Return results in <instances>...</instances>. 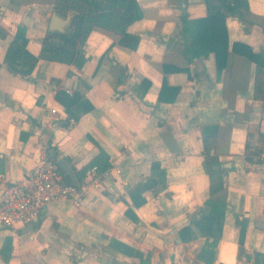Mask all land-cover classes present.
<instances>
[{"label":"crops","instance_id":"0c3cea01","mask_svg":"<svg viewBox=\"0 0 264 264\" xmlns=\"http://www.w3.org/2000/svg\"><path fill=\"white\" fill-rule=\"evenodd\" d=\"M54 2L0 0V188L51 151L72 172L101 149L111 166L97 183L84 177L76 202L47 204L29 230L0 222V264H254L238 246L264 254V159L255 157L264 150V0H247L242 18H225L221 71L213 52L191 59L183 52L180 17L205 16L204 0H137L142 16L127 27L139 35L136 48L95 27L81 67L38 59L28 77L12 72L5 55L17 28L25 27V49L37 56ZM260 62L263 87L255 90ZM73 92L82 99L71 102ZM208 125L217 126L214 153L226 168L215 247L192 222L210 210L202 167Z\"/></svg>","mask_w":264,"mask_h":264},{"label":"trees","instance_id":"16d2710c","mask_svg":"<svg viewBox=\"0 0 264 264\" xmlns=\"http://www.w3.org/2000/svg\"><path fill=\"white\" fill-rule=\"evenodd\" d=\"M204 2L207 9L205 16L190 18L187 14H183L180 17V33L187 41L183 52L188 59L205 56L213 52L217 68L221 71L229 49L225 18L228 15H236L242 18L244 12L248 10L247 0H204ZM53 10L63 17H69L66 31L46 30L42 37L40 53L36 56L25 49V27L19 26L5 55V62L12 72L28 77L38 59L74 64L81 67L88 58L84 46L85 40L90 31L95 27L119 35V44L129 49L136 48L139 41V35L131 34L127 31L128 25L142 16V11L137 0H55ZM231 49L238 51L235 44L231 45ZM260 63V68L257 69L255 90L258 87L261 89L263 87V81L260 76L263 62ZM163 67L165 70H168L166 64H163ZM126 72L127 68L121 70V77ZM118 81H121L120 76ZM140 86L142 89L139 93L143 95L149 87V81L142 78ZM163 86L164 83L162 84ZM177 91L178 88L173 90L172 99L175 97ZM82 97V95L73 92V96H70L69 100L76 102L81 100ZM65 106L68 109V105L65 104ZM69 116L71 115L69 114ZM68 120L67 118L64 125L68 124ZM216 133V125L202 127V167L209 177V199L205 201V205H209L210 210L207 213H200L199 217L195 216L192 220L203 233L207 236H213L211 242H205L209 247H215L217 243V236L219 234L216 235L214 230L220 228L225 206L224 197L216 195L224 187V175L226 173V168L221 167V163L214 153ZM52 159L56 161L55 157H52ZM93 165L96 166L98 174L108 170L111 163L107 153L101 149L84 167L79 170H73L78 188L83 183L85 171ZM59 170L62 173L64 182L72 183L60 167ZM152 170L158 176H165V171L158 164H152ZM213 195L216 196L211 199L210 197ZM143 201V198L135 200L134 205L137 206ZM125 213L135 220L138 219L131 208L126 209ZM243 229L244 225L241 227V234ZM121 246L124 247V245ZM242 254L246 256L248 261L254 259V264H264V254L260 252L245 254L242 245L239 244L238 256Z\"/></svg>","mask_w":264,"mask_h":264},{"label":"built area","instance_id":"2783aa9c","mask_svg":"<svg viewBox=\"0 0 264 264\" xmlns=\"http://www.w3.org/2000/svg\"><path fill=\"white\" fill-rule=\"evenodd\" d=\"M50 112L55 114L56 110L51 108ZM255 157L264 159V150L257 152ZM106 173L107 170L98 174L93 165L85 171V176L97 183ZM79 194L76 184L64 182L57 162L46 154L23 179L0 188V222L6 227L16 223L31 226L51 201L67 198L76 202Z\"/></svg>","mask_w":264,"mask_h":264},{"label":"water","instance_id":"95a60500","mask_svg":"<svg viewBox=\"0 0 264 264\" xmlns=\"http://www.w3.org/2000/svg\"><path fill=\"white\" fill-rule=\"evenodd\" d=\"M69 24V17L68 16H61L56 12H53L49 19L48 29L51 31H58V32H65ZM53 156V151H51ZM49 156V157H52ZM57 164L60 167V169L69 177L72 183L76 184V178L74 177V174L72 170L69 168V166L65 163L64 160L59 159L57 160ZM216 167V166H215ZM29 226H26L25 230H29Z\"/></svg>","mask_w":264,"mask_h":264}]
</instances>
